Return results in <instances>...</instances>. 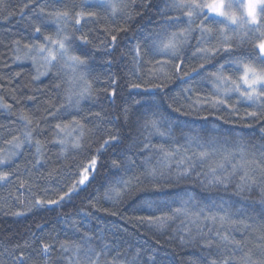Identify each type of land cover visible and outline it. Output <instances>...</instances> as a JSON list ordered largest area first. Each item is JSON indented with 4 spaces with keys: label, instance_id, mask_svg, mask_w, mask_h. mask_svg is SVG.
<instances>
[{
    "label": "snow or ice",
    "instance_id": "snow-or-ice-1",
    "mask_svg": "<svg viewBox=\"0 0 264 264\" xmlns=\"http://www.w3.org/2000/svg\"><path fill=\"white\" fill-rule=\"evenodd\" d=\"M5 6L4 0H0V8ZM85 6L101 8L109 20L122 18L121 26L102 29L110 37V43L102 42L105 49L114 51L120 34L130 31V25L137 18H144L153 7V0H140L141 10L138 11L135 10V0L131 4L128 0H98V5L81 0L80 9L75 11L74 17L72 10L66 8L41 16L40 22L35 24L34 33L37 38L24 45L27 52L22 57L16 56V60L30 59L33 62L37 67L34 79L49 74L57 65L70 69L72 75L67 80L64 102L50 106L42 118L45 124L49 120L56 121L52 140L41 141L37 138L43 133L41 121L30 114L21 113L19 121L23 123L22 131L6 141L11 149L0 155V184L11 183L16 176L19 186L15 199L24 206L23 210L12 214L21 216L35 210L62 207L65 201H70L91 185L102 167H110L122 174L107 180L102 196L98 194L88 200L91 208L107 212L108 209L99 208L101 199L115 204L134 191L150 192L157 197L171 196L170 199L144 201L142 207L148 214L136 217V221L149 231L163 233L170 222L183 217L184 223L171 239H178L181 246L198 241L209 250L215 246L222 259L210 256L208 264H234L227 253L240 248L242 242L236 240L232 233L252 228L253 223L250 221L259 222L258 226L264 229V0H168L165 9L158 11L152 20L157 27L142 37H134V70H129L127 87L135 91L129 92L130 98L123 102L116 116V121L122 119L123 123L114 127V121L96 112L95 117L100 118L101 123L107 120L108 124L100 135L97 133L101 132V124L88 127L86 118L79 116L82 101L95 102L97 98L94 82L90 79L88 53L81 51V45L86 46L93 41L89 33L81 32V28L89 22H97L100 12L86 11ZM40 12L43 13L44 9L41 8ZM49 18L57 25L54 36L42 31ZM70 24L73 28L71 33L66 31ZM76 32L81 34L75 35ZM197 32L199 35H194ZM40 35H43L42 41ZM193 38L196 45L192 55L198 56L201 62L186 70V50L193 47ZM245 45L249 46L248 49L241 52ZM221 53L228 58L218 63L214 71L202 75L205 66ZM41 68L47 71L42 72ZM195 76L207 80L212 90L208 93L198 92L193 100L191 94L194 89H185V103L177 106L179 101L172 97L168 107L181 115H195L203 121H208L209 116H215L216 120L225 123L244 122L245 127L253 130L259 126V142L252 143L243 135H224L215 131L216 125H213L212 130L204 132L181 130L184 143L177 141L174 135L176 126L160 111L157 95L165 92L172 79L193 80ZM62 83H57L55 87L60 89ZM108 83L111 87L104 91L115 100L118 95L117 79L110 77ZM242 104L246 108L241 115L239 106ZM0 107L11 109V105L3 103L2 99ZM225 112L227 117L223 115ZM66 116L72 119L66 121ZM133 124L138 132L146 134L143 140L134 141L132 148L136 149L135 152L132 148L123 147L127 137L121 132L123 127ZM153 135L170 138L174 146L152 144ZM47 143L59 145V154L65 159L70 154L87 155L84 161L75 166V170L69 168L67 173H61L53 169L46 174L41 173L38 179L46 181L47 186L40 189L43 195H38L33 188L39 185L21 179L18 165L10 171L5 169L11 168L15 158L22 154L26 146L31 148L33 144L36 153L33 167L40 166ZM145 152L148 155L143 156L137 164L136 156ZM106 154L111 157L107 164L103 163ZM153 157L155 163L152 162ZM28 171L31 172L30 169ZM57 176L59 179H56ZM65 176L70 183L65 182ZM187 185L198 187L205 195L197 197ZM178 188L181 189L180 193L168 191ZM257 190L259 199L253 200L251 193ZM24 191L30 193L31 198L25 200ZM220 192L228 194L227 198L221 195L217 199L213 195ZM110 214L117 213L112 211ZM91 215L90 212L84 213L85 217ZM77 224L73 220L71 226L79 232ZM93 239L91 234L85 232L78 241H62L59 245L60 258L66 264H100V257L107 255L110 245L105 243L97 250L92 243ZM229 245L235 247L230 249ZM24 247H30L27 241ZM40 247L47 260L53 245L41 242ZM64 253L70 255L64 256ZM139 255L138 249L131 260L119 264H135ZM27 259L21 251L15 257L14 264H26ZM241 259L242 264H264V260H253L250 253H245ZM149 260L155 264L154 257ZM107 264H118V258H112Z\"/></svg>",
    "mask_w": 264,
    "mask_h": 264
},
{
    "label": "trees",
    "instance_id": "trees-1",
    "mask_svg": "<svg viewBox=\"0 0 264 264\" xmlns=\"http://www.w3.org/2000/svg\"><path fill=\"white\" fill-rule=\"evenodd\" d=\"M128 2L131 4L132 0H128ZM167 2L168 0H153V7L148 10L144 18H137L136 22L130 25V31L120 34L118 45L114 51L105 49L102 42L110 43V37L106 36L102 29L113 25L121 26L122 18L117 17L109 20L105 17L101 8L85 6L86 11L96 10L100 12V18L97 22H89L81 28V32L89 33L93 41V43L86 46L81 45V51L88 53L90 79L94 82L97 98L95 102L92 100L82 101V110L79 112V116L86 118L88 127L101 124V132L97 135H100L108 124L107 120L101 123V119L94 115L96 112H101L102 116L114 121V127H119L123 123L122 119L117 122L116 116L120 113L123 102L130 98L129 92L135 91L127 87L128 73L130 69H133L132 56L135 53L132 47L136 43L134 37H142L148 31L157 27L152 20L156 18L158 11L165 9ZM88 3L98 5V0H88ZM4 4L6 6L0 8V99L3 100V103L11 105V109L0 107V155L6 154L11 149V145L6 141L22 131L23 123L19 121L21 113L30 114L41 121L43 133L38 135L37 138L41 141L52 140L56 121L49 120L48 124H45L42 118L46 115L45 110L49 109L50 106L53 104L58 106L64 102L65 90L68 87L67 80L72 75L71 70L57 65V68L49 74L34 79L37 75V67L30 59L16 60V56L22 57L27 52L24 45L32 43L37 38L34 33V26L40 22L41 16H46L47 13L55 10L67 8L72 10L74 17L75 11L80 9L81 0H31V2L29 0H4ZM135 5V10H141L139 7L140 0H135ZM41 8L44 9L43 13L40 12ZM21 9H23V13ZM72 24H74V19ZM56 29V23L49 18L45 22L42 31L44 34L54 36ZM66 31L73 32L71 24L66 28ZM81 32H76L75 35H80ZM194 35H199V33L197 32ZM39 39L42 41L43 35H40ZM17 41H19L18 45L16 44ZM191 45L193 47L186 50V70L201 62L198 56L192 55L196 45L195 38L192 39ZM248 47V45H245L240 51H246ZM76 54H80V52ZM227 58L221 53L220 56H217L205 66L202 75L214 71L218 63ZM40 71L47 70L41 68ZM145 71H147V66H145ZM169 71H171V68H169ZM110 77L117 79L118 82V95L115 100L109 98L104 91V89L111 87L108 83ZM61 81H63L62 86L57 89L55 85ZM188 88L194 89L191 94L193 100L198 92L208 93L212 90V86L207 80L195 76L193 80L174 78L167 84L165 92L157 95L160 111L176 126L174 127V135L179 143H184L180 135L181 130L204 132L212 130L213 125H216L215 131L224 135H243L252 143L259 142V126L253 130L245 127L244 122L225 123L223 120H216L215 116H209L208 121H203L195 115H181L169 108L168 104L171 102L170 98L172 97L177 98L179 101L177 106L185 103L184 90ZM29 97H34V99L30 100ZM232 101H235V96L232 97ZM239 108L242 115L246 105L242 104ZM71 111L75 112L76 109ZM223 115L227 117L226 112ZM71 119V116H66V121ZM248 123H251V121ZM121 132L123 136L127 137L123 145L125 149L132 148L134 141L143 140L144 135H146L138 132L134 124L123 127ZM151 143L156 145L164 143L167 147L174 146L170 138L156 135L151 137ZM140 146L142 147V144ZM132 151L135 152L136 149L132 148ZM189 151L191 152V150ZM86 155V153L75 156L70 154L65 159L59 154V145L47 143L42 164L34 168L36 153L33 144L31 148L26 146L22 154L15 158V163L11 165V168L5 170L10 171L18 165L19 177L37 183L39 187L33 188V191L38 195H43L40 189L46 187L47 182L38 179L41 173L46 174L53 169H58L61 173H67L69 168L75 170V166L84 161ZM145 155H148V153L145 152L136 156L137 164ZM110 159L111 157L106 154L103 163L107 164ZM152 162L155 163V157H153ZM29 169L31 172L28 171ZM205 170H207V163ZM121 174L116 173L110 167H102L96 180L78 196H73L70 201H65L62 207L54 210H35L21 216L12 214L18 210H23L24 207L15 199L19 180L14 176L11 183L0 184V264H14L15 257H18L21 251L28 257L26 264H57V262L66 264V261L60 258V243L65 240L78 241L85 232L94 237L92 243L97 250H100L105 243L110 245L107 255L100 257V264H107L114 257L118 258V264L119 262L131 260L138 249L140 255L135 264H146V262L151 264L150 257L155 258V264H208L210 256L222 259L219 250L215 246L209 250L203 247L202 242L199 241L195 244L181 246L178 239H171L176 230L181 228L184 223L183 217L170 222L169 227L163 233L155 230L149 231L146 226L136 221V217L148 214V211L142 207L144 201L170 199L171 196L157 197L150 192L134 191L115 204L112 201L101 199L99 208L108 209L107 212L91 208L88 200L98 194L102 196L107 180ZM56 179H59V176ZM65 182L70 183L67 176H65ZM186 187L193 191L197 197L205 195L201 193L198 187L192 185ZM168 191L175 194L180 193L181 189H169ZM213 195L219 199L221 195L227 198L228 194L220 192ZM29 198H31V194L24 191V199ZM251 198L253 200L259 199L258 190L251 193ZM176 206L173 205V207ZM112 211L117 214L111 215ZM85 212H90L92 215L85 217ZM156 214L159 215V213ZM73 220L78 222L79 232L71 226ZM250 223H253L252 228L232 233L236 240L242 242L240 248L227 253L234 264H242L241 258L244 257L245 253H250L253 260H264V229L258 226L259 222L250 221ZM37 225L41 227L38 228ZM25 241L29 243L30 247H24ZM41 242L53 245V251L47 260L41 252ZM17 245L20 247L17 248ZM234 247V245H229L230 249ZM63 255L69 256L70 253H64Z\"/></svg>",
    "mask_w": 264,
    "mask_h": 264
}]
</instances>
